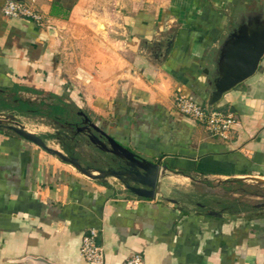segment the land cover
I'll return each mask as SVG.
<instances>
[{
    "label": "crops",
    "instance_id": "obj_1",
    "mask_svg": "<svg viewBox=\"0 0 264 264\" xmlns=\"http://www.w3.org/2000/svg\"><path fill=\"white\" fill-rule=\"evenodd\" d=\"M4 1L0 113L18 119L43 105L59 128L80 112L166 168L154 198L136 197L0 127V264H88L78 247L89 228L102 264L133 254L142 264H264V207L237 198L239 183H264L253 179L264 180V54L206 105L219 44L240 15L264 13V0H33L40 23L5 17ZM178 95L232 113L227 137L179 112ZM76 138L87 141H56L72 155ZM99 151L102 165L84 166H108Z\"/></svg>",
    "mask_w": 264,
    "mask_h": 264
},
{
    "label": "water",
    "instance_id": "obj_2",
    "mask_svg": "<svg viewBox=\"0 0 264 264\" xmlns=\"http://www.w3.org/2000/svg\"><path fill=\"white\" fill-rule=\"evenodd\" d=\"M170 43L171 40H167L164 52L168 50ZM263 54L264 13L261 9L245 12L238 17L234 27L225 35L218 46L215 68L208 81L210 93L206 105L214 104L224 92L250 77L257 69ZM81 123L82 126L78 127L77 131H84L89 142L110 155L109 165L105 168L90 169L87 166H82L76 157L63 153L60 149L47 146L38 135L25 130L13 114L0 113V127L12 131L46 152L55 155L60 160L69 163L84 176L101 181L105 177L111 176L132 195L154 198L158 189L159 176L166 166L160 165L158 161L153 162L136 155L84 115ZM253 179L259 183L264 182L259 178ZM256 207H264V201L257 203ZM209 214L219 215L213 211H210ZM28 259L42 264H55L40 257L31 258L27 256L22 260Z\"/></svg>",
    "mask_w": 264,
    "mask_h": 264
},
{
    "label": "built area",
    "instance_id": "obj_3",
    "mask_svg": "<svg viewBox=\"0 0 264 264\" xmlns=\"http://www.w3.org/2000/svg\"><path fill=\"white\" fill-rule=\"evenodd\" d=\"M1 12L9 18L25 17L36 23L43 20L33 0H5L1 6ZM174 105L183 115L200 122L212 136L227 137L235 121L232 113L201 105L184 95L176 96ZM97 235L95 229L89 228L80 240L78 252L88 264L103 263V251L102 247L97 244ZM122 264H142L141 255L133 254L124 259Z\"/></svg>",
    "mask_w": 264,
    "mask_h": 264
},
{
    "label": "rangeland",
    "instance_id": "obj_4",
    "mask_svg": "<svg viewBox=\"0 0 264 264\" xmlns=\"http://www.w3.org/2000/svg\"><path fill=\"white\" fill-rule=\"evenodd\" d=\"M38 112H24L21 115H19L18 121L22 126L28 129V131H31L32 133H35L42 138H44L46 141L45 144L52 148H58L59 147L57 141H59V137L57 135L65 136L67 139L69 138L70 133L65 128H57V126H54V122L51 119V117L47 116L46 114H42L43 111H47V108H45L43 105L38 106ZM56 125V124H55ZM58 133V134H57ZM57 140V141H56ZM64 144L65 147H72V144L70 142L67 143V140ZM75 149L73 148L71 151L72 155L78 158L81 165H89V166H101L102 161L100 159L101 152L97 149L94 144H92L89 141H85L83 138H76V145ZM63 153L64 151L61 150ZM115 179V178H114ZM237 188H239L237 186ZM244 189V186L242 187ZM264 192V183L260 185H254V187L247 188L245 192L239 193L237 196L238 200H242L244 202H247V204H254L256 202H260L264 200V195H258V198L254 199L252 197H249L250 192ZM216 197L220 194H224L225 192L223 190H220L218 193V190L216 191ZM244 193V194H243ZM201 199H197L199 201ZM211 206H214V204H210Z\"/></svg>",
    "mask_w": 264,
    "mask_h": 264
},
{
    "label": "flooded vegetation",
    "instance_id": "obj_5",
    "mask_svg": "<svg viewBox=\"0 0 264 264\" xmlns=\"http://www.w3.org/2000/svg\"><path fill=\"white\" fill-rule=\"evenodd\" d=\"M82 118H83V115L80 112H77V113H75L74 118L72 120H63L62 122L57 121L59 128H65L70 133L68 139L65 136L61 137L60 135H57L56 138L59 137V142L61 143V145L64 146V144L66 143L65 142L66 140H67V143L70 142V143L75 144V142H72V141L74 140V137L76 135H79V134L84 136L85 139L87 141H89L87 136H86V133L84 131H82V132L77 131V128L82 126V123H81ZM94 134H96V133H94Z\"/></svg>",
    "mask_w": 264,
    "mask_h": 264
},
{
    "label": "trees",
    "instance_id": "obj_6",
    "mask_svg": "<svg viewBox=\"0 0 264 264\" xmlns=\"http://www.w3.org/2000/svg\"><path fill=\"white\" fill-rule=\"evenodd\" d=\"M53 9H54V7H53V5L50 7V13H55L54 11H53ZM9 131V130H8ZM244 186V189L242 188ZM238 191H242V192H245L246 190H247V188H250V187H254V186H250V185H242V184H238ZM252 194H254V195H264V192H261V191H259V192H257V191H253L252 192Z\"/></svg>",
    "mask_w": 264,
    "mask_h": 264
}]
</instances>
